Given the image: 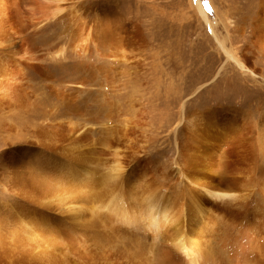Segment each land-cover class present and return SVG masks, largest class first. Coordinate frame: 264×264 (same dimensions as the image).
I'll list each match as a JSON object with an SVG mask.
<instances>
[{
    "label": "bare ground",
    "instance_id": "obj_1",
    "mask_svg": "<svg viewBox=\"0 0 264 264\" xmlns=\"http://www.w3.org/2000/svg\"><path fill=\"white\" fill-rule=\"evenodd\" d=\"M188 1L214 37L224 23L243 44L233 53L218 43L227 55L218 74L243 88L248 78L264 80V0H244L240 21L230 14L240 0L232 8L209 0L216 21L202 0ZM90 2L0 0V264H264V102L248 103L262 117L252 121L246 104L230 100L189 107L194 95L184 102L173 82V105L182 106L166 125L174 135L166 167L132 144L116 149L115 135L97 143L95 124L71 118L79 113L76 93L93 92L81 82L99 70L93 50L129 64L143 43ZM52 28L57 41L37 54L35 38ZM69 55L85 65L65 66ZM51 63L65 70L62 78ZM34 74L64 103L52 120L34 118L41 109ZM124 118L119 134L129 143ZM142 119L132 123L143 126Z\"/></svg>",
    "mask_w": 264,
    "mask_h": 264
},
{
    "label": "rangeland",
    "instance_id": "obj_2",
    "mask_svg": "<svg viewBox=\"0 0 264 264\" xmlns=\"http://www.w3.org/2000/svg\"><path fill=\"white\" fill-rule=\"evenodd\" d=\"M32 1L34 2V0ZM215 1L216 5L220 6V0ZM90 3L94 5L96 12H108L112 17L116 18H114L116 22L122 20L123 24L121 22L120 24L125 27V31L129 32L131 30L130 33H136V37L140 39V42L142 40L140 45L143 43V48L140 46V49L134 54L129 53L130 56L135 57L132 60L133 62L131 61L129 64L115 62L113 58L110 61L98 50H93L94 57L92 60L93 62L95 61L94 63L97 68L99 67V70L94 80L92 78V80L88 79L86 74L82 75L81 80L83 84L91 83L93 92L76 93L75 101L79 113H74L71 118L77 123L95 124L94 126L100 130L92 134L97 143H102L109 134L115 135L117 137L114 139L119 140L116 149L124 150L125 145L132 144L136 151L139 152L137 155L142 156L145 154L144 151H146L153 160L158 159L159 165L163 168L166 167L165 156L171 155L170 152L174 146L172 145L173 132L167 129L166 125L169 121H178L181 116L180 109L182 106L181 104L173 105L177 88V86L174 87L173 82L178 83L177 85L180 84L178 88L181 87L180 93L185 95L184 102L194 95V99L188 101L189 107L197 106L201 100L212 99L214 102L230 100L234 105L246 104L242 108L251 114L252 121L262 119L257 114V107L255 105L249 106L248 103H255L259 99L264 102V80L248 78V81L245 82L246 87L247 84L248 87L243 88L241 82L237 83L232 79L226 80V76L218 74L221 71L220 69L227 63V55L222 50V45L218 43L221 42L223 44L226 42L227 48L233 53H239L243 45L236 38L238 37L237 35L229 38L223 26L224 23L221 25L219 23L218 31L216 32L218 38L214 37L203 19L198 18L197 14L190 8L188 0H92ZM202 3L208 9L212 21L218 20V15L210 1L202 0ZM228 3L232 8L234 0H228ZM246 5V1L240 0L239 3L235 4L237 9L232 10L230 14L235 13L234 17H236L237 21H240V13H242L243 7ZM224 8L225 6H223L221 12L224 11ZM125 23L131 25H124ZM59 28L61 27L52 28L50 29L51 31L48 30L45 34L35 38L38 44L37 46L35 45L37 54L40 51L41 53L44 51L46 53L48 48H50V44L52 45L53 41H57L55 39L52 41L51 39L54 37L52 33L56 29L54 34H57ZM138 31H142V35ZM143 36L144 38L142 39ZM42 40L44 43H42ZM112 56H116V51L111 52L110 57ZM67 59L69 62L67 61L68 63H65V66L75 64L77 68L81 69L85 65L80 60V65L78 62L75 63L74 60L76 58L71 57V55ZM141 62L143 63L140 65ZM51 67L55 78H62L65 74V70L61 66L51 63ZM103 72H107L109 78L114 80L112 79L111 82L109 81L106 84L101 76ZM226 72L232 73L233 70L228 69ZM29 74L32 77V73L30 72ZM33 77L35 80L33 81L35 83H33L34 90L41 101V109L38 110L34 118L37 123L47 119L48 116L52 120L55 118L53 115L63 112L64 103L52 96L50 91L44 87V84L36 83L39 78L38 74H34ZM85 78L89 81L86 82ZM180 81H184V83H180ZM59 84L62 86L63 82L57 85ZM110 88L117 89L115 91ZM195 88L196 90H194ZM119 89L121 92H119ZM141 106L142 108H148L145 109L149 113L146 116V120H143L140 115ZM260 112L263 113L264 111L261 109ZM120 115L125 118H119ZM123 118L124 120L128 119V139H131L129 143L123 140L122 132L119 134L123 122L119 123L118 120ZM133 118L138 121L142 119L145 125L136 126L132 123ZM240 120L242 122V118ZM101 127L105 131H101ZM0 198H2V195Z\"/></svg>",
    "mask_w": 264,
    "mask_h": 264
},
{
    "label": "snow or ice",
    "instance_id": "obj_3",
    "mask_svg": "<svg viewBox=\"0 0 264 264\" xmlns=\"http://www.w3.org/2000/svg\"><path fill=\"white\" fill-rule=\"evenodd\" d=\"M209 11H211V9H209Z\"/></svg>",
    "mask_w": 264,
    "mask_h": 264
}]
</instances>
